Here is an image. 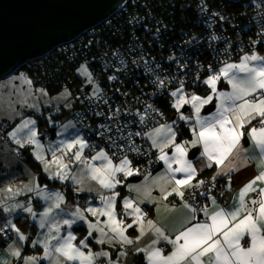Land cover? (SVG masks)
Returning <instances> with one entry per match:
<instances>
[{"label": "snow or ice", "instance_id": "obj_1", "mask_svg": "<svg viewBox=\"0 0 264 264\" xmlns=\"http://www.w3.org/2000/svg\"><path fill=\"white\" fill-rule=\"evenodd\" d=\"M212 38L216 39V37ZM80 71L88 77L90 83L93 82L92 75L86 66H82ZM222 77L231 85V92H217V84ZM110 79H116V77L113 76ZM26 82L31 84V81ZM157 82L161 87L165 83L159 77H157ZM204 83L210 87L212 93L216 94L220 101L215 114L211 116L202 117L200 113L204 105L212 102L213 95L202 98L192 94L187 97L182 86L170 93L171 96L177 98L173 105L177 110L185 104H190L195 111L194 117L190 118L183 114L180 116L182 120H195V126L192 127L194 138L191 141L176 143V132L171 125H163L154 129L153 132L146 133L152 139V146L160 152L159 160L167 165L166 175L160 177L159 180L171 185V190L168 191L162 187L161 191L165 193L163 198L167 199L168 196L175 194L184 201L183 208L190 213V216L174 238L166 235L165 230L158 227L152 220H148V230L154 232L156 239L147 247L138 248L136 251L145 253L147 264H264V187H257L258 183L264 184V56L256 53L245 54L240 63H226L223 68L210 75ZM39 91L41 95H47L43 89ZM100 91L97 87L94 94L98 96ZM29 107L35 108L37 105L32 104ZM148 107L151 108L150 105ZM140 120L143 122V115L140 116ZM254 120L258 122L259 126H252L247 132V137L261 155L258 161L260 170L239 190L236 206L231 210L221 207L217 204L215 197L211 198L212 209L207 204L196 205L185 200L187 189L201 188L205 184L203 180H197L195 184L192 183L198 176V169L188 159L186 145H190L192 148L201 146L202 155L206 158L205 167L211 168L213 164L218 167L219 171L211 178L210 186L214 185L217 176H227L229 183L226 187L230 189L231 176L228 174L238 171L241 166L248 163V158L244 155L248 149L243 147L242 141L246 136L244 131L246 125L252 124ZM35 124L34 119H25L15 131L10 133L15 143L21 148L26 145H35L38 150L43 148V145L37 140L38 133L33 127ZM25 129L28 130L25 138L23 140L17 138V134L24 132ZM157 137H162V139L158 140ZM90 147L93 146L89 145L83 137H77L70 141H61L60 147L50 149L52 151L51 161L47 160L41 151H37L35 156L45 165V171H48L52 164L57 166V171L52 174L53 179L66 180L69 179L70 168L69 163L64 162V157L68 152H72L71 161L85 165L90 179L96 181L103 189L108 190L115 189L121 183L118 174L122 173L125 177L139 174V169H133L132 162L127 157L120 159L119 164H114L112 158L103 149L91 157L92 161H101L102 163L99 165L89 163L82 154L85 148ZM169 147L174 149L171 156L165 152V148ZM135 150L139 151V149ZM56 151H61L62 155L56 156ZM177 174H182V178L178 179ZM71 178L77 184L81 183V180L76 177ZM28 191L35 192L37 196L51 202L40 214L39 227L44 228L49 225V218L52 217L54 209H60L63 197L58 193H49L45 189H41L38 183L28 188ZM8 192L13 195L19 194V191L13 192L11 188L8 189ZM250 193L256 195L248 198ZM118 195L116 192L110 196L101 195L100 199L103 201L104 207H90L86 210L93 216L107 217L103 226H100L101 221L99 220L95 224L89 222V228L100 233L101 238L97 240V243H105L104 238L107 237L109 242L116 241L120 244L132 245L146 235L145 213L135 205L133 200L126 198L123 202L125 210L131 209V212L127 214L135 217L133 222L125 225L123 220L117 218L115 200ZM201 195L207 198L206 193L202 192ZM191 199L195 201V193L191 195ZM0 208L9 213L18 208L23 209V211L32 214L34 219L37 215L31 206L21 204L0 205ZM198 213H202L205 219H198ZM71 215L72 219L56 220L51 223L48 227V234L33 242V247L42 244V257L29 256L25 258L22 256L20 248L11 249L12 256L22 261V264H39L41 259L49 261V264H76V262L96 264L97 258L104 256L109 257V264H113L108 252L93 253L91 250L85 252L83 249L88 248L86 239L81 240L77 245L73 243L76 237L71 231L66 236L59 234L61 225H66L70 229L76 222V217L86 219L79 209ZM134 225L140 229L137 241L126 235L128 229L133 228ZM9 227L16 233L19 240L27 241L28 237L21 233L11 220L0 226V233H6V229ZM105 228L108 229V232L105 231ZM53 230H55V234H52ZM109 232L112 234L111 236H109ZM88 235L91 236L92 231H89ZM246 237L247 240H245ZM53 241L56 243L53 244ZM161 241L171 245V251L168 254H165L163 248L155 246ZM126 254V252L120 253L121 256ZM0 264H7V262L0 260Z\"/></svg>", "mask_w": 264, "mask_h": 264}, {"label": "trees", "instance_id": "obj_2", "mask_svg": "<svg viewBox=\"0 0 264 264\" xmlns=\"http://www.w3.org/2000/svg\"><path fill=\"white\" fill-rule=\"evenodd\" d=\"M254 1L129 0L108 20L74 41L57 47L45 57L21 66L15 73L24 70L36 86L47 88L51 94L63 88L72 94L73 107L60 106L59 111L55 108L47 110L43 115L45 119L40 121L41 127L48 124L47 114L52 120L71 117L92 148L104 149L116 161L127 157L133 166L139 162L136 156L141 150L139 135L144 136L152 162L159 159L158 152L148 141L146 133L159 124L175 120L176 108L171 92L183 85L184 90L202 98L212 95V90L204 83L210 75L225 63L239 60L245 50L256 47L255 50L264 52V46L260 47L256 41L257 37L262 41L264 28L256 29L258 18L252 10ZM215 19L216 29L213 24ZM213 29V32H208ZM196 35L202 37L200 42L196 41ZM171 47L170 57L177 65V80L167 93L169 82L162 74L168 75L169 66L161 65L159 55ZM190 50L200 53L196 55ZM83 65L91 73L93 82L85 80L80 74L79 68ZM113 76L116 79H110ZM157 77L165 82L162 87ZM220 84V87L226 86L224 79L220 80ZM97 87L101 90L98 96L94 94ZM153 103H160L161 108L149 109L143 114L141 122L140 116L137 117L141 107ZM190 112L193 113V109L188 107L185 114ZM138 125H141L139 135H135ZM12 126V123L6 124L8 138ZM122 126L125 128L119 131ZM192 127L193 124L186 125L177 120V142L191 137ZM90 133L94 134L93 139L89 137ZM54 136L55 129L52 132ZM121 145L126 149L122 150ZM23 152L37 180L39 178L38 181L44 183L47 173L34 159L30 147ZM199 177L193 184L200 180ZM216 181L217 191L224 193V185L220 179ZM192 189L185 191V200L189 203L204 205L207 199H211V196L205 198L197 193L193 201L192 194L188 195ZM15 220L24 231L36 233V229H30L20 217ZM7 221L0 208V226ZM75 228L79 233L77 237L83 236L87 229L83 225ZM14 236L10 227L6 233H0V249L6 247ZM31 240L29 237L24 245V254L39 251L38 247H30Z\"/></svg>", "mask_w": 264, "mask_h": 264}, {"label": "rangeland", "instance_id": "obj_3", "mask_svg": "<svg viewBox=\"0 0 264 264\" xmlns=\"http://www.w3.org/2000/svg\"><path fill=\"white\" fill-rule=\"evenodd\" d=\"M258 52L259 51H257V53ZM81 68L82 66L79 68L80 74L84 76L85 80L89 81L88 77L85 76L82 73V71H80ZM26 81H31V84L27 83ZM40 89H43L44 92L47 93V95H41L39 91ZM68 93H70V95H67ZM176 99H177L176 97L172 98L174 104L176 102ZM72 100H73L72 94L70 90H68L67 88H63L58 93L51 94L48 92L47 88L42 86H36L33 80L24 70H20L18 71V73L5 77L0 81V131L2 132L4 131L5 133V127L7 123H12L13 125L9 130V138L7 137L6 134L4 139L0 138V141H2L0 145V205L11 206L13 204H21L25 206H31L33 208V211L37 214L35 219L33 218L32 214L23 211V209L18 208L13 212L9 213L3 211V209L1 208L2 211L5 213V216L7 217L8 221L11 220V222L14 223L17 228L20 229L21 233H23L28 238L29 237L32 238L31 246H30L32 248H34L32 246L34 241H36L37 239H42L43 236L48 234V227L51 223H54L56 220L62 221L64 219H72L73 217L71 214L76 212L77 209H79L83 213L86 219H80L79 217H76L75 218L76 222H83L88 226L89 222L95 224L96 221L99 220L101 221L100 226H103V222L107 220V217L97 215V217L92 218L89 216V212L84 210L83 205L88 203V205H90L92 208H103L104 204L103 201H101L100 196L101 195L110 196L113 194V192H116L115 189L112 190L103 189L96 181L91 180L85 165H82L75 161H71L70 158L72 156V152H68L67 155H65L64 157V162L69 163V168H70L69 179L66 180H62L59 178L56 179L52 178V174L57 171V166L55 164H52L49 167L48 171H45V165L40 160L36 159L35 153L37 151H41L42 154L45 156V158L51 161L52 151H50V149H55L60 147L61 141H70L77 137H83V135L79 131L77 124L73 121V118L71 117L66 118L64 120L63 119L52 120L49 114H47L48 124L44 127L40 126V121L45 119V116L43 117V115L46 113L47 110H52L55 108L56 110L59 111L60 106L72 108L74 103L72 102ZM32 104L37 105V107L35 108L29 107V105ZM183 106L192 108L190 104H185ZM205 106L206 105L202 107L200 115L202 117L214 115L215 109L205 114L204 113ZM194 115H195L194 109H193V113L190 112L184 114V116L190 118L194 117ZM29 118L34 119L36 121V124L33 127H35L38 133L37 140L41 145H43L42 149L39 150L36 149L35 145H26L25 147L21 148L18 144L15 143V140L10 135V133L15 131V129L21 125L23 120ZM176 121L177 120L167 121L165 123L159 124L150 131H148V133L153 132L154 129L160 128L163 125H171L173 130L176 132L175 129ZM179 121H181L186 125H192V124L193 126L195 125L194 119H189V120L181 119ZM53 129H55L54 137H52ZM27 131L28 130L25 129L24 132L18 133L17 138L23 140L27 134ZM147 139L152 145V139L149 136H147ZM157 139L160 140L162 139V137H157ZM176 143L179 142H177L176 140ZM26 147H30V152L33 155L34 159L37 160L42 165L44 171L47 173L46 175L47 179H45L44 183H40L38 181L39 178L37 180L35 171L27 163V161H25L23 156L24 155L23 151H25ZM155 149L157 150L158 155H160L159 150L157 148ZM100 150L101 148H97V147L85 148L82 155L83 157L88 159L89 163H95L96 165H99L102 162L92 161L91 157L95 156L96 153L99 152ZM165 150L167 151V153L168 151L169 152L174 151V149L171 147L165 148ZM189 150L190 149H188V151ZM172 154L173 152L171 153V155ZM61 155H62L61 151H56V156L59 157ZM112 160L114 164H119V161H116L113 158ZM160 166L161 165H159V168ZM131 167L133 169H136L135 166H133L132 164ZM73 176L81 180V183L77 184L71 178ZM120 177L121 176H119L118 174L119 179H121ZM129 178H131V176L121 179V183L119 185L121 186L124 185V187L125 186L130 187L137 182V181L131 182ZM36 183L39 184L41 189H45L49 193H58L63 197V202L61 203L60 209H54L52 217L49 218V225H46L44 228L39 227L40 214L43 211H45L48 204L51 202L45 201L40 196H37L35 192L28 191V188L32 187ZM9 188L13 189V192L19 191V194L13 195V193L8 192ZM132 192H134V190H132ZM126 197H128V195ZM129 198L135 201V196L132 193L129 195ZM117 205H118V200L116 199L115 210L117 213V218L123 220L125 225L129 224L127 222L130 221L131 216L127 214V211H125L124 208L121 207L119 209ZM17 217H20L22 222H25V224H28L30 229L35 228L36 233L32 232L30 234V232L28 231L26 232L22 228H20V226L16 223L15 220ZM89 230L91 229L89 228ZM69 231H71V228L69 229L68 227L66 228L60 227L59 234L62 236L63 232H65L67 235ZM71 232L73 235L74 234L77 235L76 231H71ZM52 234H55V230H53ZM18 242H21L23 244L22 247L24 250V245L26 244L27 241L19 240L17 235L14 236L7 243L6 247L10 244L15 245ZM53 243H56V241H53ZM123 245L124 244L120 246L123 247ZM36 247L42 248L39 245H37ZM42 260L43 259L40 260L41 263H43Z\"/></svg>", "mask_w": 264, "mask_h": 264}, {"label": "crops", "instance_id": "obj_4", "mask_svg": "<svg viewBox=\"0 0 264 264\" xmlns=\"http://www.w3.org/2000/svg\"><path fill=\"white\" fill-rule=\"evenodd\" d=\"M256 54L264 56V52H260V53L258 52ZM241 58L237 61H232V62H227V63H240ZM225 64L221 68H223ZM240 75H243V74H240ZM221 79H224V78L222 77ZM224 81L226 83V86L222 85L221 87H220L221 85L220 81L218 82L217 92H231L232 91V87L228 83V81L226 79H224ZM212 95H213V100L211 103L215 104V111H214V114H215L216 109L219 107L220 101L216 94L212 93ZM255 122L256 120L252 121V124L246 125L244 129L246 136H245V139L242 141V144L245 149H248V152L244 154L248 158V163L244 166H241L238 171L231 172L228 174L231 176V188L228 189L226 187V185H228L229 183L227 176H217V178L220 179V183L224 185L225 191L224 193L221 194L219 198H216V202L221 207L228 208L229 210H231L232 208L236 206L237 199H238L237 194L239 190L242 187H244V185L247 184L250 180H252L254 176L258 174V171L260 170L258 161L260 160L261 155L259 153V150L256 149L254 145H252L250 139L247 137L248 130L252 126H257ZM193 138H194V135L192 134V136L187 138V140L184 139L183 141L179 143L189 141V140L191 141ZM186 146H188V149L192 148L190 145H186ZM197 147L199 148V153L197 157L192 160L188 157V159L191 160L198 169L197 177H199V175L202 176V177H199L200 180H202L201 178L204 179L209 176H215L217 172L219 171L218 167L215 164H213L211 168L205 167L206 158L203 157L202 155L203 149L199 145ZM165 152L167 151L165 150ZM172 152L168 151V155L171 156ZM158 158H159V155H158ZM160 162H161L160 163L161 167L155 172H151V173H140L139 172L138 175L141 176V179L137 180V182L134 183L132 186L124 187V185L122 186L118 185L117 187H115L116 193L119 194L116 197V199L118 200V205H117L118 208L119 207L124 208V206H121V205H124L123 202L126 198L127 199L132 198V197L129 198V195L131 193L135 196V201H134L135 205L139 206L142 212L145 213L144 227H145L146 235H144L141 239L137 241V237L140 236V229L139 227L134 225L133 228L128 229L126 235H128L129 238L133 239L134 241H137L136 243L132 245H123V247H121L120 245L122 244L116 241L109 242L108 238L105 237L104 238L105 243L100 244V243H97V240L101 238L99 232L92 230V229L89 230V227L87 226V224L83 222H76L71 227V231H76V234H77V235L74 234V236L76 237V240L73 241V243L79 245V242L82 239L83 240L86 239L88 248L83 249L85 252H87L88 250H91L93 253L108 252L110 254V260L111 262H113V264H116V262H118V264H135L134 263L135 261H137L136 264H147L145 253L136 251V249L138 248L147 247L149 244L152 243L154 239H156L154 232L148 230L147 221L152 220L158 227H161L162 229L165 230L166 235L174 238L175 234L181 229V226L184 224L185 220L190 216V213H188L187 210L183 208L184 201H182L178 196L173 194V195L168 196L167 199L163 198L165 193L161 191V188L164 187L168 191H170L171 185L166 184L165 181L163 180H159L160 177L166 175V170H167V165L163 161H160ZM173 167H176V165H173ZM205 174L208 176H206ZM119 176H121L120 177L121 179L126 178L122 173L119 174ZM134 176H137V175L134 174ZM34 177H35V174H34ZM177 178L178 179L182 178V174H177ZM131 182H135V181H131ZM193 182L194 180L192 181V183ZM257 187H264V184L258 183ZM137 189H139V191H137ZM132 190H134V192H132ZM127 195L128 197H126ZM255 195H256L255 193H250L248 198H251L252 196H255ZM205 204H207L210 209L213 208V205L211 204V199H207L204 205ZM83 207H84V210L86 211V209L90 208L91 206L88 205V203H86L85 205H83ZM125 211H127L128 213V212H131V209H128ZM89 216L92 218L97 217V216H93L91 213H89ZM130 216H131L130 221L127 222L129 224L132 223L133 220L135 219L134 216L132 215ZM198 219L203 220L205 218L201 214V216L198 217ZM193 222L195 223V221ZM77 225H83L87 228L86 231L84 232V235L81 237H77L79 234L75 228ZM61 227L66 228L67 226L61 225ZM89 231H92L91 236L88 235ZM105 231L108 232V229L105 228ZM111 235L112 234L109 232V236ZM62 236H66V233L63 232ZM245 240H247V237L245 238ZM38 245L42 247V244H38ZM22 246L23 244L21 242H18L15 245L10 244L6 248L4 247V249L0 251V260L6 261L7 264H22V261L18 260L11 254V249L13 248H20L21 251H23ZM125 246H129L131 248L130 249L131 251L126 252L127 253L126 255L121 256L120 253L125 252L124 250ZM155 246L163 248L165 251V254H168V252L171 251V245L167 244L164 241H161L160 244L155 245ZM245 246H247L246 243H245ZM42 255H43V247L39 248L38 252H28L25 254L22 252V256L25 258L29 256L41 257ZM42 261L43 263L39 261V264H49V261L47 260L43 259ZM76 264H79V262H76ZM96 264H109V257H104V256L98 257L96 260Z\"/></svg>", "mask_w": 264, "mask_h": 264}, {"label": "water", "instance_id": "obj_5", "mask_svg": "<svg viewBox=\"0 0 264 264\" xmlns=\"http://www.w3.org/2000/svg\"><path fill=\"white\" fill-rule=\"evenodd\" d=\"M127 1L0 0V80L99 25ZM214 109L209 103L204 113ZM198 153V147L191 148L188 157L194 159ZM140 179L137 175L130 181Z\"/></svg>", "mask_w": 264, "mask_h": 264}, {"label": "built area", "instance_id": "obj_6", "mask_svg": "<svg viewBox=\"0 0 264 264\" xmlns=\"http://www.w3.org/2000/svg\"><path fill=\"white\" fill-rule=\"evenodd\" d=\"M129 1V0H128ZM127 1V2H128ZM252 10L254 11V13L256 14V16H257V18H258V20L255 22V24H256V29H261V28H264V0H256V1H254V3H252ZM111 17V16H110ZM109 17V18H110ZM108 18V19H109ZM108 19H106V20H108ZM105 20V21H106ZM104 22V21H103ZM102 22V23H103ZM216 23V19H215V21L213 22V24H215ZM101 24V23H100ZM99 24V25H100ZM98 25H96L95 27H97ZM95 27H92V28H95ZM92 28H90V29H92ZM90 29H88L87 31H89ZM214 29H216V24L214 25ZM214 29L212 30V31H208L209 33H211V32H213L214 31ZM87 31H85L84 33H86ZM84 33H82L81 35H83ZM263 33H264V30H263ZM81 35H79L78 37H80ZM77 37V38H78ZM76 39V38H75ZM74 39V40H75ZM196 41H198V42H200L201 41V39H202V37L200 36V35H196ZM74 40H72V41H74ZM256 41H257V43L260 45V47H262V46H264V37H262V41L257 37L256 38ZM71 42V41H70ZM67 43H69V42H67ZM66 44V43H65ZM62 45H64V44H62ZM61 46V45H60ZM59 47V46H58ZM253 48H255L256 49V47H253ZM255 49H250V50H245V51H243V54L241 55V57H243L245 54H252V53H256L258 50H255ZM173 50V47H171L169 50H167V51H165V52H163V53H161V55H159L160 57H161V60H162V64L161 65H164V64H166V65H168L169 67H168V70H167V74L168 75H165V74H162V76L163 77H166L167 78V81L169 82V84H168V89H167V93H168V90L169 91H171L172 90V87L175 85V83H176V80H177V65H176V62H175V60L173 59V58H171L170 57V53H171V51ZM181 52H183V51H181ZM189 52H193V54H198V53H200V52H198V51H194V50H190ZM51 53V52H50ZM49 54V53H48ZM48 54H46V55H48ZM45 55V56H46ZM45 56H43V57H45ZM42 57H40V58H36V59H41ZM33 60H35V59H33ZM33 60H31V61H33ZM31 61H29L28 63H26V64H29ZM25 64V65H26ZM190 64H193V62H190ZM137 69V67L135 68V70ZM182 87H183V85H181ZM183 92H184V94L187 96V97H190L193 93L192 92H188V91H186V90H184L183 89ZM167 99H168V96H167ZM149 106V105H148ZM148 106H142L141 107V110H140V112H139V114H138V116L137 117H139V116H141V115H143L145 112H147L149 109H153V108H161L160 107V103H153V104H150V106H151V108H149ZM118 115H120V114H118ZM80 121V120H79ZM255 124L257 125V126H259L258 125V122L256 121L255 122ZM152 125V124H151ZM140 127H141V125H138L136 128V132H138L139 133V130H140ZM125 127H119V131H122L123 129H124ZM143 131H144V129H143ZM136 132H135V135H136ZM89 137L90 138H94L95 136H94V134H92V133H90L89 134ZM0 138H2V139H4L5 138V133H4V131L2 132V131H0ZM139 138H140V142H141V150H140V154H137L136 156L138 157V159H139V162L137 163L138 165L137 166H135V168L136 169H139V172L140 173H150V172H153V171H155V170H157L158 168H159V165H160V160L158 159V160H154V161H152L151 162V160H150V155H149V151L147 150V146H148V148H149V145L145 142V140H144V136H140L139 135ZM121 149L122 150H125L126 149V146H124V145H121ZM112 157V156H111ZM213 176H209V177H206V178H204V180L203 181H205V184H204V186L203 187H201V188H194V189H192L190 192L188 191V195H189V193L190 194H193V193H195V194H199V195H201V193L202 192H204V193H206L207 194V197H209V196H211V197H215V198H219L220 196H221V191H217V181H215L214 182V185H211L210 186V182H211V178H212ZM196 183V182H195ZM194 183V184H195ZM193 192V193H192ZM201 196H203V195H201ZM203 197H205V196H203ZM197 205H200V204H197ZM198 214H200V213H198ZM3 249V248H2ZM131 248L129 247V246H125L124 247V250H125V252H130L131 250H130ZM1 250V249H0Z\"/></svg>", "mask_w": 264, "mask_h": 264}, {"label": "flooded vegetation", "instance_id": "obj_7", "mask_svg": "<svg viewBox=\"0 0 264 264\" xmlns=\"http://www.w3.org/2000/svg\"><path fill=\"white\" fill-rule=\"evenodd\" d=\"M183 107L181 109H179V110H177V109L175 110V113H174V119L175 120H178V121L181 120V118H180L181 114H183V115L185 114V111H183ZM157 170H155V171H157ZM155 171H153V172H155Z\"/></svg>", "mask_w": 264, "mask_h": 264}]
</instances>
